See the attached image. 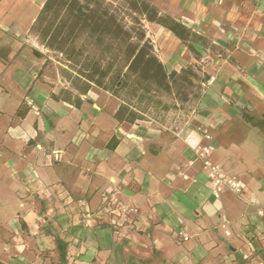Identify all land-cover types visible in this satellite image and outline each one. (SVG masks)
Masks as SVG:
<instances>
[{
	"label": "crops",
	"instance_id": "1",
	"mask_svg": "<svg viewBox=\"0 0 264 264\" xmlns=\"http://www.w3.org/2000/svg\"><path fill=\"white\" fill-rule=\"evenodd\" d=\"M147 1L207 42L195 58L148 24L166 71L202 79L189 111L118 122L120 99L51 75L31 39L13 55L0 43V263L61 264L57 238L65 264H264V0ZM208 144L254 204L211 195L192 152ZM118 203L138 214L118 217Z\"/></svg>",
	"mask_w": 264,
	"mask_h": 264
},
{
	"label": "trees",
	"instance_id": "2",
	"mask_svg": "<svg viewBox=\"0 0 264 264\" xmlns=\"http://www.w3.org/2000/svg\"><path fill=\"white\" fill-rule=\"evenodd\" d=\"M145 24L167 30L195 58L200 55L193 44L208 48L203 37L147 0H45L29 32L62 63L59 72L72 86L83 93L91 85L110 92L122 102L116 121L134 123L143 118L138 112L147 109L167 111L178 103L189 111L202 90L194 67L166 71L146 37ZM253 124L264 130V119ZM55 243L65 264V245L57 238Z\"/></svg>",
	"mask_w": 264,
	"mask_h": 264
},
{
	"label": "rangeland",
	"instance_id": "3",
	"mask_svg": "<svg viewBox=\"0 0 264 264\" xmlns=\"http://www.w3.org/2000/svg\"><path fill=\"white\" fill-rule=\"evenodd\" d=\"M41 0H0V43L8 45L7 49L11 55L18 53L22 45L23 38H29L36 44V52L44 53L51 58L47 61L51 75L57 70L62 63L53 57L43 47L39 46L37 41H34V36L29 32V26L33 22L38 13V7ZM146 32L151 35V27L145 24ZM28 51L24 50L22 54H27ZM35 57V56H34ZM60 73V72H59ZM193 91L196 89L193 87ZM194 95H191L190 100H193ZM164 101L170 103L167 98ZM170 105V104H169Z\"/></svg>",
	"mask_w": 264,
	"mask_h": 264
},
{
	"label": "built area",
	"instance_id": "4",
	"mask_svg": "<svg viewBox=\"0 0 264 264\" xmlns=\"http://www.w3.org/2000/svg\"><path fill=\"white\" fill-rule=\"evenodd\" d=\"M204 137L206 140L210 139V137L205 133ZM213 149V146L209 144L195 146L194 148H192L194 159L200 161L203 169L205 170L207 183L209 184L211 189V195L214 198H218L223 191L227 190L240 201L244 203L254 204L253 199H249L248 201L244 199V189L240 181L235 176L225 174L217 164L211 161L210 156L213 152ZM109 199H114L113 193H109ZM105 209L107 208L105 207ZM114 212L118 217H128L130 215L138 214L135 208L127 207L119 203L115 205ZM259 214L261 215L262 211H259ZM227 223L228 222L226 217H221V228L224 229V234L226 236H229V232L225 230ZM175 235L177 238L181 239L184 242L189 240V237L182 229L178 230Z\"/></svg>",
	"mask_w": 264,
	"mask_h": 264
},
{
	"label": "flooded vegetation",
	"instance_id": "5",
	"mask_svg": "<svg viewBox=\"0 0 264 264\" xmlns=\"http://www.w3.org/2000/svg\"><path fill=\"white\" fill-rule=\"evenodd\" d=\"M28 33H29V31H28ZM24 39L26 40V39H29V38H24Z\"/></svg>",
	"mask_w": 264,
	"mask_h": 264
}]
</instances>
